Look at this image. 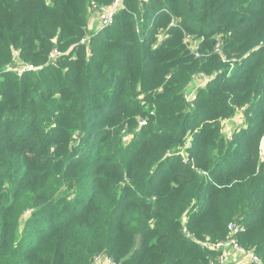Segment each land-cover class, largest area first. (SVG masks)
I'll return each mask as SVG.
<instances>
[{
    "label": "trees",
    "instance_id": "trees-1",
    "mask_svg": "<svg viewBox=\"0 0 264 264\" xmlns=\"http://www.w3.org/2000/svg\"><path fill=\"white\" fill-rule=\"evenodd\" d=\"M90 1L0 0V264H210L231 222L264 264V0H124L81 44Z\"/></svg>",
    "mask_w": 264,
    "mask_h": 264
},
{
    "label": "built area",
    "instance_id": "built-area-1",
    "mask_svg": "<svg viewBox=\"0 0 264 264\" xmlns=\"http://www.w3.org/2000/svg\"><path fill=\"white\" fill-rule=\"evenodd\" d=\"M140 1L144 2L146 0H140ZM123 5H124V0H111V2L108 5H98L94 1H90L88 4V10L90 13H92L95 16L96 22L98 24L97 25L98 28L95 32L86 30L85 35L80 39L79 42L81 44H87L92 38V36L97 31L110 25L113 22V18L115 14L123 7ZM190 48L194 56L199 57L197 45H191ZM214 51L222 54L219 44H216L214 46ZM60 54L61 53L57 49L51 50L48 56V61L52 62ZM15 58H19L18 50H13L12 61L10 64L5 66L6 71L15 72L21 75L24 71L32 69V67L28 65L27 67H24V68H16V66L12 65ZM222 58L224 61H226L223 56ZM201 75L204 76V81L206 84V81H207L206 76L203 73H201ZM191 99H192L191 96L187 95L185 101L188 102ZM232 117H230L229 119H231ZM225 120H228V119H225ZM223 121L221 122V125L223 124ZM242 121H243V117H242ZM145 123H146V120L139 121V124L142 126L145 125ZM262 137L263 139L260 142V148H261L260 156L261 157H263L262 154H264V148H263V143H262L264 141V135ZM242 230H243L242 224H236L233 222L228 224V233H227L226 239L220 243H217L211 246L212 248L218 251V255L215 260L210 261V264H248V263L261 264L260 258L254 253L252 249H246L238 243L237 235ZM183 232L185 234H188L185 228L183 229ZM101 258H104L107 264H114V262H112V260L107 257H104V256L95 257V259H101Z\"/></svg>",
    "mask_w": 264,
    "mask_h": 264
},
{
    "label": "rangeland",
    "instance_id": "rangeland-1",
    "mask_svg": "<svg viewBox=\"0 0 264 264\" xmlns=\"http://www.w3.org/2000/svg\"><path fill=\"white\" fill-rule=\"evenodd\" d=\"M88 17H90L92 21L87 23L88 25H86V30L95 32L97 30V28H98V26H97L98 24L96 22L95 16L92 13H90V14H88ZM191 41H192V43H198V41H193V40H191ZM216 41L220 45V47L223 49V47H222V45L224 43L223 36L222 35H217ZM222 56L227 61L226 55L224 53H222ZM12 65L16 66V68H24V67H27L28 64H26L23 61H21L20 58H15L13 63H12ZM206 78H207V76H206ZM204 84H205L204 76L201 75L200 72L193 74V76L191 77V81L187 84V86L184 88V90L182 92L183 93V96H182L183 100L184 101L186 100L187 95L188 96L190 95L191 98H192L193 95L195 94V92L198 91L199 89H201V87H203ZM138 99H140V96H138ZM147 113L148 114H152L153 111L152 110H147ZM148 116L149 115L142 116V118L138 117L137 118V124H135V123L134 124L124 123L122 125L114 126V127H118L119 128V129L118 128L117 129H118L119 135L122 137V140H123L122 145L123 146L127 145L129 143V141H132V139H134L137 136L138 131L140 129H142V125L139 124V121L146 120V122H148ZM242 117L244 118L242 110H240L231 119L224 120L223 124L221 125V131L224 134H226V136H230L232 134V132L236 128H239L240 125L243 124V123L241 124ZM263 135H264V133H263ZM262 136H261V138L259 140L260 142L263 139ZM79 139H80V137H79ZM262 143H263V148H264V141ZM262 156L264 158V154H262ZM69 187H70L69 184H67L65 182H63V183L61 182L60 186H59V190H60L61 195H66V194L69 195L71 193V191H72V188H69ZM25 215L28 216V213L26 212ZM92 264H107V263H106V260H104V258H101V259L93 260Z\"/></svg>",
    "mask_w": 264,
    "mask_h": 264
},
{
    "label": "crops",
    "instance_id": "crops-1",
    "mask_svg": "<svg viewBox=\"0 0 264 264\" xmlns=\"http://www.w3.org/2000/svg\"><path fill=\"white\" fill-rule=\"evenodd\" d=\"M89 14H90V13H89ZM91 21H92L91 18L87 16V22H86V23H89V22H91ZM87 25H88V24H87Z\"/></svg>",
    "mask_w": 264,
    "mask_h": 264
},
{
    "label": "bare ground",
    "instance_id": "bare-ground-1",
    "mask_svg": "<svg viewBox=\"0 0 264 264\" xmlns=\"http://www.w3.org/2000/svg\"><path fill=\"white\" fill-rule=\"evenodd\" d=\"M80 211V210H79Z\"/></svg>",
    "mask_w": 264,
    "mask_h": 264
}]
</instances>
